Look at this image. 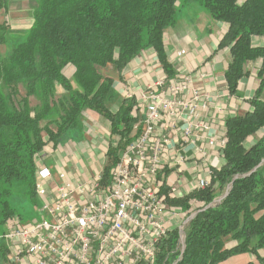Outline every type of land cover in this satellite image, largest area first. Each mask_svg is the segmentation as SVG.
<instances>
[{"label":"trees","instance_id":"16d2710c","mask_svg":"<svg viewBox=\"0 0 264 264\" xmlns=\"http://www.w3.org/2000/svg\"><path fill=\"white\" fill-rule=\"evenodd\" d=\"M189 2L228 24L219 47H230L225 71L229 93L239 94L238 81L247 75L250 60H261L259 84L249 100L251 110L225 118L224 163L211 170L209 183L181 197L169 196L161 186L171 208L185 212L192 201L199 203L183 227V242L181 230L172 228L152 263L135 264H220L241 253L255 256L256 262L247 264H264L258 253L264 248V130L245 147L249 136L264 129V46L251 44L252 36H264V0H35L26 31L14 32L0 23V235L12 217L23 221L18 198L31 208L37 205L38 154L46 145L56 148L82 139L88 110L107 119L110 134L118 137L105 154L101 182H109L120 152L142 131L141 118L132 114L137 102L114 89V74L121 79L134 57L153 49L164 72L173 76L163 35ZM5 7L0 0V9ZM2 46L7 50L2 52ZM31 97L38 101L33 107ZM229 239L235 244L226 248ZM7 254L0 238V264L8 262Z\"/></svg>","mask_w":264,"mask_h":264},{"label":"built area","instance_id":"2783aa9c","mask_svg":"<svg viewBox=\"0 0 264 264\" xmlns=\"http://www.w3.org/2000/svg\"><path fill=\"white\" fill-rule=\"evenodd\" d=\"M203 77L200 71L163 77L155 85L165 89L148 87L142 92L132 111L141 118L142 131L120 152L106 185L101 182L103 169L86 180H71L63 163L56 164L55 178L42 162V150L36 158L38 218L23 222L12 217L0 235L9 264L152 263L161 239L184 225L183 212L171 208L160 194L157 177L170 163L167 149L174 137L168 133L177 132L182 111L197 116L205 95L194 82ZM208 183L200 179L191 190ZM175 193L172 189L170 195Z\"/></svg>","mask_w":264,"mask_h":264},{"label":"crops","instance_id":"0c3cea01","mask_svg":"<svg viewBox=\"0 0 264 264\" xmlns=\"http://www.w3.org/2000/svg\"><path fill=\"white\" fill-rule=\"evenodd\" d=\"M5 1V9H0V23H5L14 32L26 31L31 24L35 0ZM227 30V23L212 19L202 7L189 2L180 8L176 23L163 35L165 53L174 70L173 76L195 74L197 71L204 74L203 78H195L194 82V86L200 88L205 95L198 103L197 116L183 110L176 124L177 132L168 133L174 137L167 149L170 163L157 178L169 190L168 195L171 197L189 193L192 185L200 179L210 180L211 170L219 169L224 163L220 146L226 140L225 118L251 110L249 100L259 84L257 73L261 60L246 63L247 75L238 81L239 94H230L225 80V71L231 59L230 47H219ZM251 44L264 46V36H252ZM181 50L184 53L178 55L177 52ZM173 76H167L164 72L157 53L153 49H147L126 65L122 78L114 79L113 87L124 97H127V92L132 93L139 103L140 95L148 87L157 91L166 88L155 85L159 78L170 79ZM163 122L164 120L160 126H163ZM200 122L206 127H202ZM186 130L189 133H185ZM263 130L254 134L252 140L247 138L246 146L255 143ZM116 138L110 134L109 121L88 110L84 113L83 138L69 139L56 148L46 145L42 162L51 168L55 178L56 164L63 163L71 180H86L103 169L107 147L109 143L115 145L118 141ZM175 155L181 156V160L176 159ZM172 189H175V195H170ZM198 205V202L192 201L188 211L192 213ZM188 211H183V217L188 218ZM234 244L235 241L229 239L225 246L230 248ZM258 253L264 255L261 249Z\"/></svg>","mask_w":264,"mask_h":264},{"label":"rangeland","instance_id":"374dc122","mask_svg":"<svg viewBox=\"0 0 264 264\" xmlns=\"http://www.w3.org/2000/svg\"><path fill=\"white\" fill-rule=\"evenodd\" d=\"M7 47L6 46H2L1 47V49H2V52H4V51H6L7 49H6ZM114 76H115V79L117 80L118 79V77H117V75L116 74H114ZM19 94L20 95H23L24 94V90H23V88L20 86V88H19ZM6 92V91H5ZM29 102H30V106H35L36 104H37V99L36 98H34V97H31L30 98V100H29ZM117 137V136H116ZM252 137H253V135H251V136H249L248 138H249V140H252ZM116 139H118V137L116 138ZM257 141V140H256ZM254 144V143H253ZM251 146V145H250ZM245 147H249V146H246V144H245ZM42 157H43V155H42ZM65 165V164H64ZM63 168L64 169H66L64 166H63ZM67 171V170H66ZM250 172V171H249ZM249 172H247V173H249ZM219 198V197H218ZM217 199V198H216ZM215 199V200H216ZM17 202L19 203V205H20V207H18L19 208V210H18V213L20 214V216H21V219L24 221V222H27V221H33V220H35V217L37 216V214H38V208H39V205H40V201H39V198L37 199V205L34 207V208H31V206L28 204V202L25 200V198H18L17 199ZM182 211V210H181ZM193 211H194V209H193ZM197 211V210H196ZM195 211V212H196ZM183 212V211H182ZM187 216V215H186ZM37 218V217H36ZM185 218V217H184ZM182 219L183 221H184V225H186L187 224V218H185V219ZM184 225H182V230H183V227H184ZM181 230V231H182ZM183 231H182V242H183ZM226 247V246H225ZM260 250V249H259ZM261 251L264 253V248H262L261 249ZM250 256H249V255ZM252 254H250V253H241V254H236V255H233V257H231V258H228V259H226L225 261H223L222 263L223 264H247L248 262H256V258H255V256L253 255V256H251ZM262 256H264V255H262ZM248 259H250V261L248 260Z\"/></svg>","mask_w":264,"mask_h":264},{"label":"water","instance_id":"95a60500","mask_svg":"<svg viewBox=\"0 0 264 264\" xmlns=\"http://www.w3.org/2000/svg\"><path fill=\"white\" fill-rule=\"evenodd\" d=\"M263 162H264V160L262 161V163H263ZM259 165H260V164H259ZM254 169H255V168H254ZM254 169H252L249 173H247V174H245V175H249L252 171H254ZM235 179H236V177L233 178L232 182H233ZM232 182H231V183H232ZM231 183H230V185H231ZM227 194H228V192H225L222 196H219V198H217L216 200H214L212 203H210V204L204 206L203 209H206V208H208V207L214 205V203L219 202V201H220L222 198H224ZM201 210H202V209H201ZM196 213H197V211H196V212H193L192 214H190V215L188 216V218H187V222H188L192 217H194V215H195Z\"/></svg>","mask_w":264,"mask_h":264}]
</instances>
